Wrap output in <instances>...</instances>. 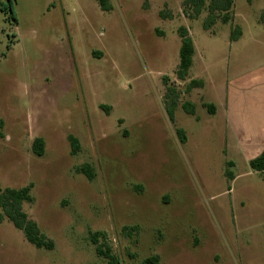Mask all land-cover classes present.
Here are the masks:
<instances>
[{"label":"rangeland","instance_id":"obj_1","mask_svg":"<svg viewBox=\"0 0 264 264\" xmlns=\"http://www.w3.org/2000/svg\"><path fill=\"white\" fill-rule=\"evenodd\" d=\"M109 3L0 2V184L33 186L24 210L55 242L39 249L5 218L0 264H109L92 233L119 264H264V173L228 153L222 112L203 106L219 107L229 75L264 65V0H235L234 19L208 30L207 7L197 15L186 0ZM180 28L196 48L185 80ZM194 79L204 86L189 92ZM85 164L93 180L77 172Z\"/></svg>","mask_w":264,"mask_h":264},{"label":"trees","instance_id":"obj_2","mask_svg":"<svg viewBox=\"0 0 264 264\" xmlns=\"http://www.w3.org/2000/svg\"><path fill=\"white\" fill-rule=\"evenodd\" d=\"M10 1V0H9ZM103 11H111L112 6L110 5V0H96ZM252 2L253 0H248ZM186 4L191 5L197 15H201L202 10L207 7L208 16L204 21V27L206 30L210 29L217 21L221 18L224 23H229L234 19V7L235 0H186ZM2 6V5H0ZM3 8V6H2ZM2 10L5 11L3 8ZM11 17L13 16L12 8ZM261 21L264 23V11L261 15ZM181 37V48H180V63L178 67V77L185 80L189 74L190 69L193 66V58L196 53L195 44L193 39L190 37L188 30L186 28H180ZM242 35V28L237 26L231 33V40L237 41ZM204 86L203 80H192L188 85V91L190 92L194 88H202ZM172 94L176 96L175 89H168ZM166 94L167 100L171 97V93ZM171 103L166 102L167 113L170 120L175 122V111L177 108V97L173 100L171 98ZM207 108L209 114H215L216 108L213 104H203ZM184 110L188 114L194 115L196 112V106L191 102H186L183 104ZM182 142H186L187 138L183 129L177 130ZM69 141L71 144V152L76 155L80 152L81 146L79 140L73 135L69 136ZM33 152L38 157H43L45 154V141L43 138H37L33 143ZM250 167L253 171L264 172V151L256 158L250 160ZM77 172L85 175L89 180L95 178L94 169L91 165L85 164L77 168ZM227 176L230 179H234V175L227 172ZM32 185H28L22 188H3L0 184V223L7 218L18 230L23 231L28 242L33 244L39 249L53 250L55 247V242L48 238L40 229L38 224L29 218L28 214L24 210L25 203H32ZM100 233H92L91 241L96 246V252L99 256L108 259L109 264H119L118 258L113 253L111 246L106 243H100ZM141 264H160L159 256H153L145 259Z\"/></svg>","mask_w":264,"mask_h":264},{"label":"crops","instance_id":"obj_3","mask_svg":"<svg viewBox=\"0 0 264 264\" xmlns=\"http://www.w3.org/2000/svg\"><path fill=\"white\" fill-rule=\"evenodd\" d=\"M205 103L215 106L213 116L223 114L228 153L233 149L250 162L264 151V65L229 75L219 107Z\"/></svg>","mask_w":264,"mask_h":264}]
</instances>
